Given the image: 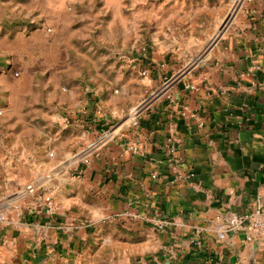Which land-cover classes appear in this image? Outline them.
Masks as SVG:
<instances>
[{
  "label": "crops",
  "instance_id": "0c3cea01",
  "mask_svg": "<svg viewBox=\"0 0 264 264\" xmlns=\"http://www.w3.org/2000/svg\"><path fill=\"white\" fill-rule=\"evenodd\" d=\"M217 1L218 17L227 4ZM177 47L159 42L140 60L151 90L186 65L192 48ZM84 108L91 121L93 104ZM66 117L73 126L82 115ZM58 120L67 124L52 138L40 132L38 148L45 151L38 159L28 139L6 147L10 154L0 159L1 198L28 178L47 176L36 199L0 225V262L11 261L6 248L20 242L23 262L73 264L97 240L123 249L122 264H264V242L255 247L243 232L220 242L216 232L227 215L264 204V0H249L206 57L91 167L70 169L67 162L98 129L78 134L65 129L71 122L64 116ZM171 138L183 159L180 171L193 178L177 181L169 169ZM134 144L136 153L128 150ZM157 218L169 226L159 231Z\"/></svg>",
  "mask_w": 264,
  "mask_h": 264
},
{
  "label": "rangeland",
  "instance_id": "374dc122",
  "mask_svg": "<svg viewBox=\"0 0 264 264\" xmlns=\"http://www.w3.org/2000/svg\"><path fill=\"white\" fill-rule=\"evenodd\" d=\"M222 1L226 9L217 17L222 4L217 0H0V159L10 154L6 147L25 139L38 159L45 151L38 148L42 137L52 138L67 124L59 116L71 122L66 116L80 113L82 118L65 129L83 134L97 128L98 138L117 130L134 109L163 98L167 83L147 87L140 60L160 42L192 48L176 77L198 65L249 0ZM87 103L93 104L91 121L84 113ZM90 142L68 159L70 169L83 165L81 154ZM46 177L26 179L11 195H0V203L21 213ZM29 186L35 193L25 191L27 198H19ZM6 251L12 259L0 264H29L20 242ZM119 251L122 261L123 249L90 241L73 264H122ZM39 263L38 258L31 262Z\"/></svg>",
  "mask_w": 264,
  "mask_h": 264
},
{
  "label": "built area",
  "instance_id": "2783aa9c",
  "mask_svg": "<svg viewBox=\"0 0 264 264\" xmlns=\"http://www.w3.org/2000/svg\"><path fill=\"white\" fill-rule=\"evenodd\" d=\"M196 67V65H195ZM194 66L191 68L193 69ZM190 69V70H191ZM189 70V69H188ZM189 70V71H190ZM187 71V72H189ZM186 72V73H187ZM185 73H182L181 76H175V78H172L171 80L167 81V88L168 91L171 89L172 85H175L179 81L183 79V75ZM142 75L146 77L148 75V72L144 70L142 72ZM186 89L192 92H198L199 88L196 85L193 84H187ZM168 91H163L162 96H165ZM154 104V103H153ZM152 103L149 104L147 108L142 109H134L129 116L127 117V120L121 124L120 127L117 128V130L109 131L106 133L101 134L98 138L91 141L87 148L82 152V158L80 159V162L83 163V167H91L92 164L95 162L96 158H99L102 154V151L108 144H110L117 135L124 131L125 129L135 128L140 123V117L143 115L152 105ZM170 143L167 146V161L169 169L176 175L177 181H182L185 179L193 178L194 175H184L180 171V166L182 164V157L178 151V144L176 141L171 138L169 141ZM129 151L136 153L137 147L136 145H131L128 148ZM34 187L29 186L28 189L21 190L17 195L19 198H23L25 194L29 192V196L35 193ZM24 197L23 199H26ZM13 207H10L7 203H0V225H4L8 222V214L11 211ZM121 217V215L119 216ZM135 218H141V216H135ZM156 226L159 231H163L167 226H169V222L165 219H159L155 221ZM217 235L218 240L220 242L226 241L231 235H236L240 232L245 233V240L249 244H254L256 241H259L260 244L264 242V204H259L254 210L248 213L244 214H229L225 217L223 222L217 227Z\"/></svg>",
  "mask_w": 264,
  "mask_h": 264
},
{
  "label": "water",
  "instance_id": "95a60500",
  "mask_svg": "<svg viewBox=\"0 0 264 264\" xmlns=\"http://www.w3.org/2000/svg\"><path fill=\"white\" fill-rule=\"evenodd\" d=\"M259 244H260L259 241H256V242L254 243L255 247L258 246ZM39 264H42V263H39Z\"/></svg>",
  "mask_w": 264,
  "mask_h": 264
}]
</instances>
